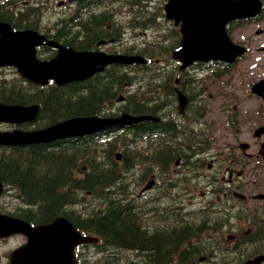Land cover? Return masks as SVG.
<instances>
[{
    "label": "flooded vegetation",
    "instance_id": "1",
    "mask_svg": "<svg viewBox=\"0 0 264 264\" xmlns=\"http://www.w3.org/2000/svg\"><path fill=\"white\" fill-rule=\"evenodd\" d=\"M257 18L236 19L230 28L237 32L240 24ZM96 23L95 19H90L80 23L79 27L76 23L61 25L54 30V36L70 35L74 41L89 42L124 36L121 31L104 27L91 34ZM169 28L171 38L180 41L181 32L173 22ZM44 31L50 35L48 30ZM248 59L249 56L242 57L235 71L246 74L254 70L245 63ZM186 72L176 81L188 95L186 112L178 107V94L174 88L173 100H167L165 104L154 102L152 112L161 119L141 132L138 142L137 150H151L155 156L164 152L169 161H153L146 165L151 170L149 178L136 182L134 189L123 194L130 197L141 229L156 235L181 236L177 241L179 245L164 257L151 258L143 247L125 246L113 250L105 238L102 244L105 258L108 261L115 259V250H121V257L114 261L116 264H264V259L254 261L264 256V150L261 152L264 99L252 91L251 82H245L239 92H235L239 84L228 82L227 86L237 88L220 93L217 113H222L226 119L233 116L234 129L218 128L212 131L213 141L206 143L205 115L201 114L199 105L206 89L202 85L193 86L191 91L184 90L183 80L187 74L194 75L191 71ZM247 86L258 98L256 106L244 102L240 95ZM168 89L171 91L170 87ZM166 98L170 99L168 95ZM247 124L254 127L245 129ZM221 140H224V147L219 146ZM79 216L75 214V218H69L78 224ZM80 230L83 234L91 231L83 226ZM29 240L25 233L0 239L10 242V246L0 252V264L9 263L15 254L23 262L39 255L30 250L25 252ZM88 247H80L77 253H87ZM20 248L24 249L16 253Z\"/></svg>",
    "mask_w": 264,
    "mask_h": 264
},
{
    "label": "trees",
    "instance_id": "2",
    "mask_svg": "<svg viewBox=\"0 0 264 264\" xmlns=\"http://www.w3.org/2000/svg\"><path fill=\"white\" fill-rule=\"evenodd\" d=\"M13 13L17 16L11 14L12 17L8 19L19 25L25 13L21 10ZM34 15L35 12L30 13L27 19ZM93 29L94 32L98 30L96 24ZM88 32H91V28ZM123 68L109 66L84 82L63 86L53 83L38 86L30 82L24 87L16 82L1 83L0 100L23 104L39 102L41 110L35 121L38 126L73 115L98 114L105 111L106 106L112 105L131 85L132 75L127 68ZM166 83L169 87L170 80ZM137 102H140L137 95L131 93L120 108L133 113L150 112L148 102ZM137 138V131L131 129L105 142L79 139L72 142L75 145L55 152L47 144L12 147L0 152V178L21 190L30 208H20L19 212L31 221L46 222L59 214H69L75 206H82L94 198L96 209L92 216H79L78 223L83 221V227L90 228L101 237L105 236L113 250L125 246L143 247L149 257L161 258L178 247L177 241L181 236L156 235L141 229L136 222L135 209H132V203L127 198L129 196L123 197L122 194L124 175L115 158V151L124 146L125 166H132L127 161L131 156L129 147ZM83 166L86 169L82 170ZM87 191L93 192L94 196L87 198L84 195Z\"/></svg>",
    "mask_w": 264,
    "mask_h": 264
},
{
    "label": "water",
    "instance_id": "3",
    "mask_svg": "<svg viewBox=\"0 0 264 264\" xmlns=\"http://www.w3.org/2000/svg\"><path fill=\"white\" fill-rule=\"evenodd\" d=\"M262 8L260 0H168L165 3L167 15L181 21L184 37L174 56L184 65L197 60L219 58L233 59L243 52L229 38L226 23L235 17L257 14ZM0 66L14 65L26 78L37 83H47L54 79L62 84L72 80H81L101 70L111 61H144L142 56L107 55L93 51H75L72 47L61 46L57 56L50 60H40L36 56L35 46L42 42L43 36L37 31L13 30V27L0 20ZM257 91L264 93V80L257 86ZM39 111V105L0 103V121L23 122L33 120ZM149 116H135L124 113L119 117L74 116L43 129L0 132V142L33 143L49 141L58 137L83 134L96 129H106L125 123L138 122ZM2 185L0 183V192ZM72 227L64 218H57L49 224L32 227L27 221L11 217L0 212V236L17 231H24L31 237L56 235L50 243L51 248L63 246L60 237L65 236L58 228ZM71 235V234H70ZM78 239L71 241L70 247L83 237L78 231L72 232ZM45 245L46 243L43 242ZM68 244V246H69ZM47 244L46 248L50 249ZM36 264H71L69 258H37ZM58 262V263H57Z\"/></svg>",
    "mask_w": 264,
    "mask_h": 264
},
{
    "label": "rangeland",
    "instance_id": "4",
    "mask_svg": "<svg viewBox=\"0 0 264 264\" xmlns=\"http://www.w3.org/2000/svg\"><path fill=\"white\" fill-rule=\"evenodd\" d=\"M29 1L28 0H24L22 2H29ZM155 2L159 3V2H161V0H155ZM55 6H57L55 12L57 14H61V12L63 10L61 9V6L58 4V0L55 1ZM50 9L52 10V7ZM55 17H56L55 13L45 12V14H44V19H45L44 22L45 23H49L52 19H55ZM263 27H264V20L255 21V22H249V23L244 24V25L241 26L237 36L242 38V37H246L247 35H249L251 40H252L251 43L253 44V47L254 46H260V41L259 40L262 39V37H264V33L257 34V30H258V28H263ZM149 34H150V36H152V35H155L157 33L152 31V32H149ZM142 36H143V34L138 36V38H141L138 41L139 45L142 44V42L144 41V38ZM253 40H255V41H253ZM129 43L130 44H134L135 42H129ZM254 48H255V51H253V49H252V52L250 53V55L254 56L256 59H257V57H262L263 58V56L261 55V52L258 51L256 49V47H254ZM258 60H260V59H258ZM252 61H255V59L253 58ZM260 65H262V62L260 63ZM262 72H263V69L260 68V69H257L256 72H248L246 74H240V73L236 72L235 74H232L230 77H228V78H226L225 80H222V81L219 80V79H214V78L208 79V81H207L208 83H213L214 81H216V84L210 90V94L212 96H211V99L209 100L210 104H211V107H212V112L209 114V117H210V120H212V117L215 118L214 120L216 122H214L213 125H212V127L215 130L218 129V128H221L224 131H229V130L234 129L233 116L230 119H226V117L222 113H217V110L220 108L219 107L220 100H221V98L219 96L220 93H223L226 90L229 91L232 88H237V87H234V86H230L229 87V86H227V83L230 82V83H234V84H239L240 87L237 88V91H235V92H239L241 90V88L244 86L245 82H252L253 80H256V79L260 78ZM16 73L17 72H16L15 69L3 68V69L0 70V77H2V79H4L5 81H9L10 79H14L16 77ZM242 92L244 94H241ZM242 92H240V95L243 98V101L246 102V103H253L254 106H256V98L254 96L249 95L246 89H243ZM257 102L259 104L258 100H257ZM252 126L254 127L253 124H247L245 126V129H250V128H252ZM4 127H6V125L0 126V129H2ZM231 142H233V141L231 140ZM223 143H224V140H221L219 142V146L220 147H224ZM131 183H136V181L133 180ZM128 189L131 190V188H128ZM13 202H15V201H13ZM95 203H96V201L88 200V201H86V202H84L82 204V207H83V209L85 211H88L91 214L93 212V210L96 209ZM9 246H10V243L0 242V252L6 250Z\"/></svg>",
    "mask_w": 264,
    "mask_h": 264
},
{
    "label": "bare ground",
    "instance_id": "5",
    "mask_svg": "<svg viewBox=\"0 0 264 264\" xmlns=\"http://www.w3.org/2000/svg\"><path fill=\"white\" fill-rule=\"evenodd\" d=\"M65 27V26H64ZM134 134V133H133ZM120 174V173H119ZM134 203V202H133ZM104 204V203H103ZM137 206V205H136ZM135 209V208H134Z\"/></svg>",
    "mask_w": 264,
    "mask_h": 264
}]
</instances>
